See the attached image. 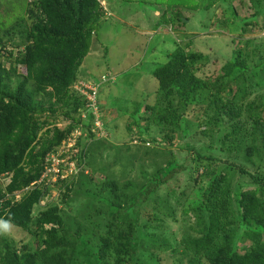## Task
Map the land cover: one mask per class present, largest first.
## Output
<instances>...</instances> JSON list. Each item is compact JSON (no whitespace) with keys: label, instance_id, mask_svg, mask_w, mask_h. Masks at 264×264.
Masks as SVG:
<instances>
[{"label":"trees","instance_id":"trees-1","mask_svg":"<svg viewBox=\"0 0 264 264\" xmlns=\"http://www.w3.org/2000/svg\"><path fill=\"white\" fill-rule=\"evenodd\" d=\"M220 1L210 0L201 9L207 11ZM246 1L255 13L244 19L243 32L251 25L259 26L258 30L264 32V0ZM120 5V9L126 7ZM165 9L171 12L169 7ZM174 14L179 15L178 11ZM107 18L111 19L100 0H35L23 4L18 12L0 10V177L8 179L7 183L0 181V225L7 223L36 235L38 241L32 250L27 246L15 248L13 242L2 240L4 251L0 253V264H144L141 249L151 259L154 252L166 248V242L141 231L142 210L149 206L154 195L184 172L185 183L191 181L196 188L194 194L200 199L196 205L191 203L182 208L185 215L194 213L196 235L181 241V254L191 257L193 263L264 264L261 198L264 175L245 169L248 164L264 162V99L239 105L230 100L228 93L224 95L225 89L247 75L248 68L240 60L241 51L228 61L217 81L200 83L196 77L204 66L200 52L177 46L162 57L153 49L155 55L165 59L155 64L151 73L157 82L154 102L148 99L133 104L132 123L139 136L131 142L136 141V146L147 149L154 144L172 147L173 136L179 130L181 139L188 134L183 115L186 100L202 93L207 105L201 119L204 129L199 134L207 137L212 127L219 123L226 126L224 140L229 143L226 155L217 153L216 149L214 154H200L196 143L183 141L181 149L184 147L182 150L192 156L190 161L198 165L191 174L187 166L171 163L143 178L140 186L125 182L119 188L111 182L99 191L85 189L88 176L82 175L84 171L79 168L87 170L88 158L93 154L91 142L113 143V129L104 122L99 100L98 112L93 114L94 111L85 107L88 104L85 97L71 88L84 76L92 81L96 79L94 75L84 74L81 67L91 40L99 42L97 26L101 19ZM257 69H250L251 74H256ZM98 92H102L101 87ZM58 112L66 119L64 129H58L52 120ZM97 115L106 134L99 140L95 139L97 132L93 127ZM43 128L47 129L38 135ZM152 129L157 137L150 136ZM76 130L80 136L68 151H74L70 161L77 162L74 163L79 171L77 179H58L55 184L64 189L59 205L41 207L44 210L33 216L34 207L48 195L45 182L49 178L41 180L50 165L45 160L58 155L59 149L64 150L62 142ZM58 158L65 159L64 153ZM211 162L222 163L225 168L211 169ZM230 167L249 179L254 190L242 191L241 186L232 189L226 172ZM200 168L203 170L198 173ZM19 193L23 196L16 200ZM79 197L84 199L82 211L75 217L68 216L70 200ZM161 205L166 207L168 203ZM237 242L243 245L237 247ZM237 248L244 253L240 255Z\"/></svg>","mask_w":264,"mask_h":264},{"label":"rangeland","instance_id":"rangeland-1","mask_svg":"<svg viewBox=\"0 0 264 264\" xmlns=\"http://www.w3.org/2000/svg\"><path fill=\"white\" fill-rule=\"evenodd\" d=\"M32 1L35 0H0V10H8L9 13L16 9L18 12L23 4ZM129 1H133V3ZM209 1L100 0L111 19H101L97 26L99 42L91 40L90 51L85 57L81 69L85 72L84 74L96 76L98 82L101 78L107 77V82L101 84L102 92H100L99 102L102 106L101 114L105 124L113 129L114 142L111 143L109 140L103 141L104 143L91 142L93 154L88 158L87 170H84L83 167L79 168L84 171L82 175L88 176L87 184H85L86 190L99 191L105 184L111 182L117 183L119 188L125 182L140 186L144 181L143 178L158 173L165 165L171 163L187 166L188 172L191 174L193 170L198 169V165L190 161L192 156H189L186 150H182L184 147L181 149L183 141L196 143L197 151L200 154H214L216 149L217 153L226 155L229 145L224 140L228 131L226 126L219 123L216 127H212L211 134L207 137H202L199 134L204 129L201 119L204 115L203 109L207 105V101L201 98L202 93H198L196 96L191 95L186 100L187 107L183 115L188 123V134L181 139L179 130L177 136H173L172 147L154 144L150 149L158 151L150 153L148 152L150 149L145 146H136L131 142L139 136L137 128L132 123L135 110L133 104L139 101L145 102L148 99L154 102L153 94L157 88V82L151 73L156 68L155 64L163 63L165 59L162 57L172 53L177 46L190 52H200L204 56V66L200 72L196 73L200 83L217 81L228 61L236 57L237 51H241L242 58L240 60H243L248 68L245 71L247 75L225 89L224 95L228 93L230 100L233 99L239 105L251 103L259 98L264 99V32L258 30L259 26L251 25L246 28L247 32H243L244 27H242L244 19H249L255 13V9L246 0V2L243 0H222L209 10H202ZM157 2L160 3L157 4ZM119 4L126 7L120 9ZM260 4L263 5V3ZM165 7H169L171 12H168ZM177 11L179 15L174 14ZM22 13L24 14V11ZM158 22L161 24L156 29ZM261 23L260 18L259 24ZM153 49H157L155 52L158 51L162 57L155 55V52H152ZM141 62L142 66L139 67ZM137 66L140 68L139 71L136 70ZM5 67L8 66L5 65ZM255 68H258L257 73L251 74L250 69ZM80 80L89 82L78 81L83 86L91 85V80L85 76ZM52 120L55 121L54 124L58 129H64L67 125L66 119L59 112L56 113L55 120ZM46 129L43 128L38 135H42ZM77 133H73V137ZM99 134L95 136V139L100 137L101 134ZM156 134L157 132L152 129L150 136L157 137ZM63 144L64 142L61 145ZM73 145L74 140L69 136L65 149H59L58 155L62 153L68 155L64 159L67 161L70 154L74 153V151H68ZM107 145L111 146L107 147ZM58 155L48 158L52 159L51 168L54 171L56 170L55 157ZM73 163L77 164L76 161ZM69 164H71L69 167L62 169L60 179L71 180L72 177H74L72 181L77 179L79 171L72 166V162ZM65 165H67L66 162ZM210 165L211 169L225 168L219 162H211ZM245 169L256 175H264V162L248 164ZM202 170L203 168H200L198 173H201ZM51 172L53 173L51 178H54L45 182L48 195L34 207L33 216L44 210L41 207L59 205L61 201L64 189L55 184L57 177L54 176L53 171ZM226 172L232 189L241 186L242 191L254 190L250 184L251 181L241 176L234 168H227ZM185 180L186 173L179 174L175 180L168 184V187H163L160 193L154 195L153 201L147 208H144L145 210H142L141 231L166 242V248L154 252L151 259L147 252L141 249V258L144 264H207L205 261L193 263L191 257L181 254V241L186 236L194 237L196 235L193 232L194 213L188 212L185 215L182 208L191 203L196 205L200 199L194 194L196 188H193L191 181L185 183ZM0 181L7 183L8 179L1 176ZM79 182L77 185L80 184ZM22 196L23 193H19L15 199L20 200ZM261 196L264 201V192ZM163 203H168V205L163 207L161 205ZM83 206L84 199L82 197L76 201L71 199L67 215L75 217L82 211ZM94 218L92 215L91 219ZM2 240L13 242L15 248L27 246L35 250L38 246L36 235L28 234L12 226H8L7 230L3 225L0 226V253L4 251ZM237 243V247L243 245ZM237 250L240 255L244 253L239 248Z\"/></svg>","mask_w":264,"mask_h":264},{"label":"built area","instance_id":"built-area-1","mask_svg":"<svg viewBox=\"0 0 264 264\" xmlns=\"http://www.w3.org/2000/svg\"><path fill=\"white\" fill-rule=\"evenodd\" d=\"M89 90H90L91 94L87 95V102H88V104L85 107H88L87 109H90V110L94 111V113L93 112L92 113L95 114L96 112H98V109H97V101H96L97 91H96V88H93V87L92 88H89ZM81 117L84 118L85 115L82 114ZM98 119L99 118H98V115H97L95 117V121H94L93 127L95 128V131L97 132V133H95V136L98 135L99 133L101 134V135L99 134L100 137L98 138V139H100V138L106 136V134H105L104 131H102V129H101L102 123H100L98 121ZM75 132H78V133H77V135L75 137H73V133H75ZM75 132H72L71 133V136H70L71 138H73L74 142H75L76 138L80 136V132L78 130L75 131ZM66 142H67V140H66ZM66 142H64V144H63L62 147H65L66 146ZM73 146H71V148ZM50 156L52 157V155H50ZM48 158H49V156L47 157V160L46 161L47 162H50V165H49V167L46 168L45 174L42 176L41 180H43V178H45V177L46 178L47 177H51V174H53L51 171L54 172V176L58 177L60 175V177H61V171H62L61 169L64 168V167H66V166L69 167L71 165V164H68L65 160L59 159L58 156H56L55 157V161H56L55 168H56V170L54 171L53 168H51V166H52V163H51L52 159H48ZM65 162H66L67 165H65ZM52 178H54V177H52Z\"/></svg>","mask_w":264,"mask_h":264},{"label":"clouds","instance_id":"clouds-1","mask_svg":"<svg viewBox=\"0 0 264 264\" xmlns=\"http://www.w3.org/2000/svg\"><path fill=\"white\" fill-rule=\"evenodd\" d=\"M102 4V3H101ZM103 6V5H102ZM107 15H108V13H107ZM109 16V15H108ZM104 79H102L101 78V80H100V82H98L96 79L94 80V81H92L91 79H89V80H91V82H90V84L91 85H84L83 86V84L82 83H80V82H76L74 85H73V87L71 88L72 90H74L76 93H78V95L79 96H83V97H85V100L87 101V95H89V94H91V92H90V90H89V88H96V91H97V95H96V101L97 100H99V96H100V92H98L99 91V87H101V84L102 83H106L107 82V77L105 76V77H103ZM79 81H82V80H79ZM82 82H87V81H82ZM87 83H89V82H87ZM74 88H76V89H74ZM79 88V89H78ZM98 103H100V102H98ZM106 137V136H105ZM96 140H99L98 138L96 139ZM138 144V142H133V145H137ZM66 156H68V155H65V157ZM64 160V159H63ZM68 164L69 163H71L72 161H70V158L69 159H67V161H66ZM74 162V161H73ZM72 162V165L74 164ZM74 166V168L76 167L75 165H73ZM67 167V166H66ZM62 169H65V167L64 168H62ZM61 169V170H62ZM76 169V168H75ZM46 178V177H45ZM49 178V180H51L52 178L51 177H48ZM58 179H60V177L58 176L57 177V180ZM64 179V178H63ZM48 180V181H49ZM57 180H55V183H56V181ZM42 200H40L39 201V203L41 202ZM1 226V225H0ZM3 227H4V229L5 230H7V228H8V225H7V223H5L4 225H3Z\"/></svg>","mask_w":264,"mask_h":264}]
</instances>
